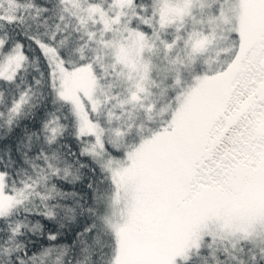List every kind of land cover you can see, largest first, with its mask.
Instances as JSON below:
<instances>
[{
	"label": "snow or ice",
	"instance_id": "obj_1",
	"mask_svg": "<svg viewBox=\"0 0 264 264\" xmlns=\"http://www.w3.org/2000/svg\"><path fill=\"white\" fill-rule=\"evenodd\" d=\"M0 264H264V0H0Z\"/></svg>",
	"mask_w": 264,
	"mask_h": 264
}]
</instances>
